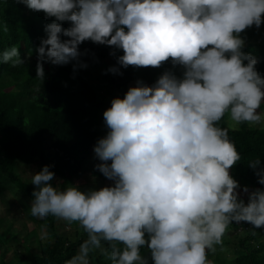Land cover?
Returning <instances> with one entry per match:
<instances>
[{
    "label": "clouds",
    "instance_id": "obj_1",
    "mask_svg": "<svg viewBox=\"0 0 264 264\" xmlns=\"http://www.w3.org/2000/svg\"><path fill=\"white\" fill-rule=\"evenodd\" d=\"M17 2L57 21L46 26L36 49V78L42 81L44 63L79 62L85 41L122 50L118 64L124 68H160L170 60L184 69L182 79L165 72L151 87L138 81L104 111L109 131L93 151L102 162L96 169L113 186L61 190L51 183V166L32 175L31 215L78 222L88 234L80 255L66 264H89L93 249L112 264H149L140 251L145 246L152 264H211L208 252L222 245L230 224L264 227V190L245 186L247 203L239 198L230 170L241 155L228 129L218 126L225 114L236 125L264 122L258 111L264 77L257 60L242 51L240 37L264 23V0ZM0 63L17 67L24 61L11 47ZM248 166L264 185L261 160Z\"/></svg>",
    "mask_w": 264,
    "mask_h": 264
},
{
    "label": "trees",
    "instance_id": "obj_2",
    "mask_svg": "<svg viewBox=\"0 0 264 264\" xmlns=\"http://www.w3.org/2000/svg\"><path fill=\"white\" fill-rule=\"evenodd\" d=\"M53 22L57 21L46 18L43 12L29 10L17 0H0V56L5 50L16 47L24 61L17 67L0 63V195L8 191L22 204H31L36 190L31 184L32 175L44 166H51L49 170L55 173L51 183L61 190L74 184L85 170L91 177L107 181L96 169L102 162L87 161L97 141L109 131L103 113L111 107V101L123 99L132 86H138V81L153 86L165 72L183 78L173 70L175 66L170 60L160 68H124L118 64L122 50L85 41L79 45V62L44 63L42 81L36 78V49L46 38V26ZM61 26L67 29L70 24L62 22ZM253 34L252 31L244 34L248 44L242 51L257 60L256 70L264 77V43H251ZM103 66L104 70H100ZM112 67L119 72H110ZM95 78L98 86L91 82ZM258 111L264 114V104ZM218 126L228 129L229 139L241 155L230 175L240 185L239 198L247 203L245 186L250 192L257 188L264 190V185L258 183L259 177L248 166L249 161L260 159V170H264V126L256 128L241 123L233 129L226 123V114ZM29 168L32 170L30 179L25 175ZM37 221L38 230L26 235L22 251L15 247L10 262L4 257L8 248H14L15 235L11 226L4 235L0 234V264H66L80 255L88 234L78 222H71L80 228V233L76 231L72 240L59 233L56 217L49 215ZM39 230L44 235L42 242L36 240ZM241 230L245 232L239 233ZM233 236L237 241L232 242ZM263 238L264 227L255 229L247 222H233L226 230L222 245L216 246L214 253L208 252V260L211 264H264ZM102 247L108 245L102 242ZM140 251L152 264L148 248L145 246ZM88 261L89 264H112L100 249L90 250Z\"/></svg>",
    "mask_w": 264,
    "mask_h": 264
},
{
    "label": "rangeland",
    "instance_id": "obj_3",
    "mask_svg": "<svg viewBox=\"0 0 264 264\" xmlns=\"http://www.w3.org/2000/svg\"><path fill=\"white\" fill-rule=\"evenodd\" d=\"M247 31L254 32L250 42L251 43H264V23L261 24L259 28H256L254 25L248 29H246L244 32L240 34V37L244 40L245 44L247 45L248 42L244 39V34ZM113 63V62H110ZM165 64L162 65L164 67ZM105 66L100 68V70H104ZM174 71L181 74L183 76L184 69L182 66H175L173 68ZM92 83L96 84L98 83L97 78L93 79L91 81ZM98 86V85H97ZM133 87V86H132ZM226 123L230 128L236 129L238 125H236L231 119L228 114H226ZM256 128H262L264 126V122H262L259 125H252ZM87 162H101L93 152L92 155L88 158ZM27 170V169H26ZM32 174L31 168L26 171V176L30 179ZM70 186H79V189L81 191L87 192L89 190H99L103 187H109L113 186V181L107 180H101V179H95L89 175V173L85 170L83 171L79 178L74 182V184ZM30 205L31 204H22V202L18 201L13 194L9 193L8 191L5 192L2 196L0 195V234L4 235L6 229L11 226V232L12 235H15L14 240V248L11 249L8 248V251L6 252V255L4 257L6 262H10L12 256H13V250L18 249L20 251L23 250V241L26 235L29 234L32 230H38V221L39 218L33 217L30 213ZM57 228L61 235L68 237L72 240L75 238V232L80 233V228L75 227L72 223H69L68 221L62 220L57 218ZM37 232V231H36ZM245 230H241L239 233H244ZM238 233V234H239ZM38 238L36 237V240H40L42 242L43 239V233L39 230L37 232ZM30 240V239H29ZM232 242L237 241L236 237L231 238ZM264 243V238L262 239ZM261 240V242H262ZM18 241L17 244H15ZM35 243V242H34ZM16 247V248H15Z\"/></svg>",
    "mask_w": 264,
    "mask_h": 264
}]
</instances>
